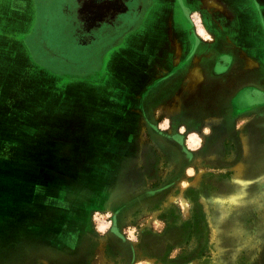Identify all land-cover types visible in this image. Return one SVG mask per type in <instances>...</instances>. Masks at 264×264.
<instances>
[{"label":"crops","instance_id":"1","mask_svg":"<svg viewBox=\"0 0 264 264\" xmlns=\"http://www.w3.org/2000/svg\"><path fill=\"white\" fill-rule=\"evenodd\" d=\"M3 1L19 18L31 9L33 19L13 41L25 75L14 72L24 57L0 42L2 261L11 248L4 264L82 262L97 214L144 195L129 188L134 167L147 161L140 133L172 98H199L215 79L264 90V0H0V8ZM40 2L59 3L76 49L54 52L33 32ZM218 60L225 73L211 72ZM20 76L24 95L14 84ZM168 107L169 115L179 110Z\"/></svg>","mask_w":264,"mask_h":264},{"label":"rangeland","instance_id":"2","mask_svg":"<svg viewBox=\"0 0 264 264\" xmlns=\"http://www.w3.org/2000/svg\"><path fill=\"white\" fill-rule=\"evenodd\" d=\"M13 10L10 2H2L0 42L4 48L13 49L19 57H24L23 60L19 58L22 61L19 69L14 70L23 76L29 71L28 63L20 50V43L13 41L20 39L19 30L31 24L32 11L26 8L23 18H19ZM37 10L33 32H37L38 37L46 40L54 52L58 48H77V44L70 40L72 33L69 34L61 17L63 12L59 3L40 2ZM29 35L28 43L33 46L32 39L35 41L37 34ZM23 80L26 82L25 78ZM23 80L20 76V83H14L20 95H24ZM59 80L60 77L54 82ZM87 85L90 84L83 83V89ZM216 93L218 97H215ZM220 98V92L214 90L208 100L201 102L205 108L197 115V126L187 133L184 123L177 125L185 122L180 101L172 99L166 107L158 109L164 113L157 114L160 117L156 121L157 131L185 133L187 148L197 151V155L205 151L204 157L199 155L192 162L194 167H189L176 179L172 175L176 171L175 162L156 145L152 131L142 128L140 137L146 143L147 155L158 154L160 166L150 162L146 171L134 167L129 188L131 191L158 189L162 193L159 198L151 199L147 208L132 213L128 223L119 229L120 238L133 249L131 259L118 256L109 245L113 235L112 213L97 214L85 264H264V101L235 119L233 115L230 128H227L226 120L211 118L221 114L218 110ZM26 101L25 96L19 97V107L25 106ZM168 105L179 106V113L169 115ZM245 139L248 140L247 151L244 149ZM207 155L212 157L206 159ZM181 176L183 178L179 179ZM101 253L104 263L99 260ZM10 255L11 248H5L3 261ZM3 261L0 258V264H4Z\"/></svg>","mask_w":264,"mask_h":264},{"label":"flooded vegetation","instance_id":"3","mask_svg":"<svg viewBox=\"0 0 264 264\" xmlns=\"http://www.w3.org/2000/svg\"><path fill=\"white\" fill-rule=\"evenodd\" d=\"M217 64L215 66H212L211 72L219 73V72H226L227 64L226 61L224 62L223 60H218L216 62ZM229 68V67H228ZM228 70V69H227ZM219 77V76H218ZM212 82L211 85L207 84L206 87H203V91L199 92L201 96L199 98H195L193 100H187L179 97L172 98L174 101H180L181 102V109L180 112L182 116H184L185 122H178L177 125H180V123H184L186 126L184 131L191 132L194 128L197 126V115L201 112L202 109L205 108V105H201V102L208 100L212 96V92L215 90L217 92H220L221 98L218 101L219 108L218 110L221 111V114H216L214 116H211V118H220L223 120H226V127L230 128L231 122H229L234 115V119L237 118V115H242L244 112L248 110H254L257 106V103L264 101V90L257 88L256 86H251L250 81L247 84V81H245L244 84L238 83L237 81H232L231 83H225L223 79L220 81ZM222 84L221 87L218 86V84ZM230 83V84H229ZM246 84V85H245ZM244 85L242 88L241 86ZM218 88V89H217ZM218 93L215 94V97H218ZM214 97V98H215ZM171 99V100H172ZM227 99V101H226ZM189 106L187 107V105ZM179 107V106H178ZM179 107V108H180ZM226 114H225V113ZM179 113V110L176 112ZM179 117V116H178ZM176 117V118H178ZM160 117L157 116L154 118V120L148 121V126L152 128L151 126H157V120H159ZM208 119V118H207ZM204 119V120H207ZM156 120V121H155ZM217 124V123H214ZM148 127V128H149ZM175 128V127H174ZM153 129L156 130L155 127ZM178 130V127L176 126L175 128ZM173 131V130H172ZM159 135H161L162 138V145L160 144L161 142H157L160 144V148L162 146V151H165L164 153L167 154V156L170 158L171 161L175 162V167L174 173L172 174L173 176L181 175L186 169L188 170L189 167H194L192 165V162L198 159V157L205 156V151H202L201 153H198L197 151H191L189 148L186 147L184 143L185 139V133H177V131L174 132H168V133H160L158 132ZM187 135V134H186ZM184 144V146H183ZM167 147V148H166ZM158 148V149H160ZM203 150V145L200 147ZM199 148V149H200ZM171 150V151H170ZM158 153V152H156ZM158 155V154H156ZM200 155V156H199ZM212 155H207L205 158H211ZM153 158H156L154 154L152 156L149 154L147 155V161L148 163L143 164V170L146 171L147 165L151 162V165L154 164L156 167L160 166V159L158 155V162H154ZM153 163V164H152ZM183 177L181 176L179 179H182ZM177 180L178 182L180 180ZM154 180V179H152ZM157 188V187H156ZM144 195L141 196L140 200L137 201H131L127 202L125 205H120L116 208H114L112 214H111V225H112V240L109 243L111 246V249L115 254H118V256L126 258V259H131L133 257V249L130 248L129 245H126L125 240L120 238V232L119 229L128 223L129 217L132 213H134L137 209L141 208H147V203L152 199H157L159 198V195L162 193V191L156 189L154 191H143ZM192 194V193H191ZM129 213L125 216V222L122 225L121 223V216L123 215V209H128ZM122 225V226H121ZM91 248L90 244V238H88V242L86 243V250H85V256L84 259H82V262L78 264H85V261L89 255V251Z\"/></svg>","mask_w":264,"mask_h":264},{"label":"bare ground","instance_id":"4","mask_svg":"<svg viewBox=\"0 0 264 264\" xmlns=\"http://www.w3.org/2000/svg\"><path fill=\"white\" fill-rule=\"evenodd\" d=\"M251 64H253V63L251 62L250 65H251ZM199 79H200L199 69L196 68V69H195V75H194V77H193V79H192L190 85L193 86V85L197 84V82L199 81ZM244 149H245L246 151L248 150V140H247V139L244 140ZM184 205H185V208H186V204H184ZM186 209H187V208H186ZM99 260H100L102 263H104V256H103L102 253L99 255Z\"/></svg>","mask_w":264,"mask_h":264}]
</instances>
